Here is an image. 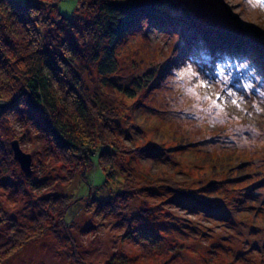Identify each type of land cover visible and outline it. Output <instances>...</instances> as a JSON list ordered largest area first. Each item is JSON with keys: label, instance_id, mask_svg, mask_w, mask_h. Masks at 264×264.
<instances>
[{"label": "rangeland", "instance_id": "obj_1", "mask_svg": "<svg viewBox=\"0 0 264 264\" xmlns=\"http://www.w3.org/2000/svg\"><path fill=\"white\" fill-rule=\"evenodd\" d=\"M174 1L162 16L142 15L120 45L116 80L137 95H116L130 108L127 118L120 111L115 122L128 145H142L148 130L153 144L143 157L118 159L115 168L134 174L135 190L149 175L151 180L172 178L192 193L141 190L129 203L127 220L122 214L97 212L78 198L67 222L70 233L64 228L58 237L46 233L0 264H264V54L256 45L264 46V4ZM56 5L75 19L81 4L56 0ZM83 82L110 105L95 69L84 73ZM164 142L170 147L160 153ZM25 146L29 153L30 140ZM15 161L16 173L24 175ZM44 164L42 175L64 174L55 161ZM90 170L96 195L105 172L98 163ZM211 182L223 184L207 189ZM65 184L57 188L66 189ZM79 192L88 197L89 184ZM33 195L18 196L0 187L2 204L22 224L37 213ZM143 207L149 212L130 220ZM138 228L145 238L136 236Z\"/></svg>", "mask_w": 264, "mask_h": 264}, {"label": "trees", "instance_id": "obj_2", "mask_svg": "<svg viewBox=\"0 0 264 264\" xmlns=\"http://www.w3.org/2000/svg\"><path fill=\"white\" fill-rule=\"evenodd\" d=\"M174 3L80 0L76 18L70 19L58 11L56 0H0V187L18 196L31 191L37 196V213L29 224H22L0 198V262L46 233L58 237L63 228L70 233L67 222L78 198L94 205L97 212L122 214L127 220L129 203L141 190L165 188L180 194L192 193L172 178L151 180L149 175L143 176L142 188L135 190L134 174L124 175L115 168L118 159L143 157L153 144L148 130L143 132L142 145H128L115 122L120 111L127 118L130 108L116 100V95H137L116 80L120 45L140 23L142 15L162 16ZM256 45L263 55L264 46ZM90 68L96 70L110 105L85 87L83 75ZM5 130L11 141L19 140L24 145L22 148L30 140L32 147L28 152L37 166L31 173H16L18 163ZM166 147H170L168 142L159 146V152L163 153ZM45 160L58 163L64 174L42 175ZM96 163L104 170L105 181L95 195L91 170L86 169ZM76 169L80 171L75 172ZM174 170L179 171L176 167ZM65 183L69 184L66 189L57 188L65 187ZM83 184L90 186L88 197L79 195ZM218 184L223 182H211L205 187ZM148 210L143 207L130 220L142 219ZM135 233L145 238L141 228ZM67 238L70 240L68 235Z\"/></svg>", "mask_w": 264, "mask_h": 264}, {"label": "water", "instance_id": "obj_3", "mask_svg": "<svg viewBox=\"0 0 264 264\" xmlns=\"http://www.w3.org/2000/svg\"><path fill=\"white\" fill-rule=\"evenodd\" d=\"M1 109V106H0ZM14 158L20 163L21 168L27 173L32 171V155L23 150L18 140L12 141Z\"/></svg>", "mask_w": 264, "mask_h": 264}, {"label": "snow or ice", "instance_id": "obj_4", "mask_svg": "<svg viewBox=\"0 0 264 264\" xmlns=\"http://www.w3.org/2000/svg\"><path fill=\"white\" fill-rule=\"evenodd\" d=\"M258 2H259L260 4H264V0H258ZM226 78H227V77H225V79H226ZM244 87H249V85H244ZM224 91H227V92L229 93V95H234V93H232L231 90L228 89V88H225ZM217 95L219 96L220 94H217ZM207 99H209L215 107H220V105H219L218 103H216L215 100H212L211 97H207Z\"/></svg>", "mask_w": 264, "mask_h": 264}]
</instances>
